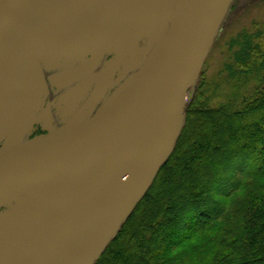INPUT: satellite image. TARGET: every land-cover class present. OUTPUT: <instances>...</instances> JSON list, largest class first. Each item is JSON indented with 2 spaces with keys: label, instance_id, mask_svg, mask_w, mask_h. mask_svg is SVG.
<instances>
[{
  "label": "water",
  "instance_id": "95a60500",
  "mask_svg": "<svg viewBox=\"0 0 264 264\" xmlns=\"http://www.w3.org/2000/svg\"><path fill=\"white\" fill-rule=\"evenodd\" d=\"M229 2L0 0V264L95 263L173 152ZM105 53L102 93L138 71L92 118L22 142L40 60Z\"/></svg>",
  "mask_w": 264,
  "mask_h": 264
},
{
  "label": "trees",
  "instance_id": "16d2710c",
  "mask_svg": "<svg viewBox=\"0 0 264 264\" xmlns=\"http://www.w3.org/2000/svg\"><path fill=\"white\" fill-rule=\"evenodd\" d=\"M211 105L190 89L172 154L94 264H264V27L244 32Z\"/></svg>",
  "mask_w": 264,
  "mask_h": 264
},
{
  "label": "flooded vegetation",
  "instance_id": "af4514ba",
  "mask_svg": "<svg viewBox=\"0 0 264 264\" xmlns=\"http://www.w3.org/2000/svg\"><path fill=\"white\" fill-rule=\"evenodd\" d=\"M115 58V54L105 53L96 61L91 54L76 60L59 62L41 59L46 83L41 79V85L34 91L39 93L32 97L22 142L57 133L92 118L119 87L138 71V67H117L105 93H102L107 84V76L103 70Z\"/></svg>",
  "mask_w": 264,
  "mask_h": 264
},
{
  "label": "rangeland",
  "instance_id": "374dc122",
  "mask_svg": "<svg viewBox=\"0 0 264 264\" xmlns=\"http://www.w3.org/2000/svg\"><path fill=\"white\" fill-rule=\"evenodd\" d=\"M263 27L264 0H230L195 83H203L202 90L211 98L212 106L226 101L236 87L227 65L234 62L235 52L240 49L237 40L242 33L256 32Z\"/></svg>",
  "mask_w": 264,
  "mask_h": 264
}]
</instances>
